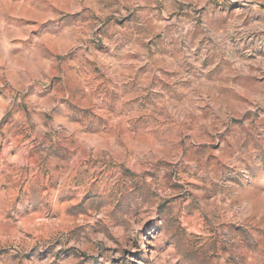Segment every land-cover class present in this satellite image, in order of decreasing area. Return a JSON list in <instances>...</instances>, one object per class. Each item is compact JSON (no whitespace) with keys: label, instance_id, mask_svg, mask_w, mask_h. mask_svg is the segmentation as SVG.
I'll return each mask as SVG.
<instances>
[{"label":"clouds","instance_id":"clouds-1","mask_svg":"<svg viewBox=\"0 0 264 264\" xmlns=\"http://www.w3.org/2000/svg\"><path fill=\"white\" fill-rule=\"evenodd\" d=\"M0 132V161L44 133L73 149L46 176L0 163V264L103 239L111 225L70 205L132 182L160 217L154 243L172 241L153 264L192 249L196 264H264V0H3ZM21 189L43 223L12 211Z\"/></svg>","mask_w":264,"mask_h":264},{"label":"rangeland","instance_id":"rangeland-1","mask_svg":"<svg viewBox=\"0 0 264 264\" xmlns=\"http://www.w3.org/2000/svg\"><path fill=\"white\" fill-rule=\"evenodd\" d=\"M2 3L3 0H0V4ZM13 3H18V0H13ZM4 122L9 121L5 119ZM3 135L4 133L0 132V137ZM43 135L45 139H41L34 149L29 150L27 157L21 156L16 149H9L6 159L0 163L18 161L26 168L33 166L39 168L44 165L45 176L49 167L59 172L61 168L56 161L65 160V153L73 149L63 143H49L48 134ZM16 138H20L19 132ZM23 139L29 140V137L24 136ZM33 139L38 137L33 136ZM29 143H32V140H29ZM2 152L3 147L0 146V153ZM25 159L26 164L23 163ZM128 179L131 180V177ZM0 187L6 188L7 185ZM38 195L35 189L27 192L21 189L15 198L14 204L20 207L14 206L12 211L20 217V222L25 227L39 225L47 219L41 215ZM75 198L76 193L67 196V200H75ZM151 204V197L139 183L124 184L116 192H102L89 185L81 199L70 207L78 209L81 215L95 212L98 217L107 221L111 227L104 233V238L93 243L77 241L78 247L76 245L56 247L60 244L59 239L51 244H33L27 251L19 254L20 264H45L51 257H54L53 264H153V253L166 252L173 245L171 240L165 241L162 245L154 243L162 231V226L158 223L159 216L155 219L152 217ZM180 227L193 235L199 231L196 223H191L187 227L180 225ZM4 235L3 227L0 226V242L3 241ZM6 255L7 249L0 247V260ZM198 256L199 253L195 249L189 250L176 261V264H196Z\"/></svg>","mask_w":264,"mask_h":264}]
</instances>
